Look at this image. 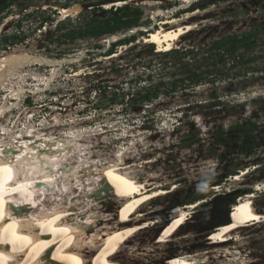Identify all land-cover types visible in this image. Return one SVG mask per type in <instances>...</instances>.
I'll return each instance as SVG.
<instances>
[{
  "label": "rangeland",
  "instance_id": "rangeland-1",
  "mask_svg": "<svg viewBox=\"0 0 264 264\" xmlns=\"http://www.w3.org/2000/svg\"><path fill=\"white\" fill-rule=\"evenodd\" d=\"M5 1L12 0H0V4ZM81 1L99 7L97 15L102 18L109 15L105 11L122 6H102L109 0H13L0 14V53L25 48L32 55L56 60L76 57L62 66L34 63L24 67L22 73L26 78L21 84L26 91L20 100L8 99V103L16 100L17 104L0 118L1 130L12 127L21 112L35 108L30 117L21 116L17 131L25 129L24 122L32 123L47 135L62 136L78 130L84 134V139L79 141L81 153L96 158L95 161L100 158L117 161L119 150L124 149L128 165H139L137 169L158 179L160 187L167 191L144 210L149 211L151 219H169L172 209L177 206L185 207L189 212V201L194 197L201 200L188 215L186 226L174 241L162 247L163 251H158V255L166 254L162 256L168 258L171 252L185 251L201 252L203 256L208 252L206 264H229L237 260V264H264V31L259 33L254 49L245 52L246 57L255 58L250 63L233 64L226 56L224 60L219 54L208 51L214 40L227 34H241L256 28L264 30V0H197L189 6H184L183 0H129L124 5L138 7L143 13L139 24L130 29L133 33L127 29L115 33L118 39L123 34L126 37L135 35L133 42L118 46L111 45L115 41L109 43L110 34L73 40L65 36L93 15L92 7L77 16H69L72 19L69 20L62 19L54 5L69 6ZM45 4L48 6L43 8ZM176 7L177 10L156 16L155 20L156 8ZM196 9L201 11H194ZM31 12L35 13L27 17ZM173 16L181 19L179 24L194 28L172 47L179 51L165 54L166 50H158L159 44L148 42L146 36L162 25L176 27L178 23L165 24ZM45 17L50 18L40 25ZM18 22H21L20 27ZM62 24L65 26L59 29ZM139 30L147 32L140 35ZM14 33L25 35L24 40L5 46L1 36ZM150 44H154L155 51ZM113 47L115 53L107 55ZM192 48L193 54L183 56ZM214 62L217 70L208 75L206 70L212 69ZM55 67L58 72L48 86L44 79L38 80L39 77L34 75L49 76ZM179 67L186 73L200 71L202 78L197 82L190 80L191 84L185 88L179 83L175 92L161 93L152 103H130L132 96L143 86L152 84L162 92L170 90L173 79L185 76L176 71ZM149 73L151 78L147 77ZM39 85L42 90L37 89ZM5 90H0V107L9 93ZM60 114L63 116L60 121L43 125L46 119L52 120ZM238 121L255 123L256 136L240 138L236 131H230L229 127ZM218 130L225 133L222 140L217 138ZM250 145L254 148L243 153ZM81 153L73 154L71 161L74 162ZM236 174L240 175L239 179L235 178ZM250 188L256 193L252 198L255 208L263 217L216 247L211 243L212 233L230 221L235 203L246 196ZM60 198L65 202L68 196ZM102 201L105 203L100 206L102 212L113 215L117 210L115 204L107 197ZM108 225L112 228L114 223ZM224 248L238 250L244 259L235 261L234 257H223L217 260V251ZM100 249L101 245L95 249L96 255ZM124 250L116 252L113 258L128 263L127 259L119 258ZM95 253L88 257L90 264L97 260Z\"/></svg>",
  "mask_w": 264,
  "mask_h": 264
},
{
  "label": "bare ground",
  "instance_id": "bare-ground-1",
  "mask_svg": "<svg viewBox=\"0 0 264 264\" xmlns=\"http://www.w3.org/2000/svg\"><path fill=\"white\" fill-rule=\"evenodd\" d=\"M195 1L182 2L184 6H189ZM128 2L109 0L103 2L102 6L111 8ZM46 6L48 4L43 8ZM54 7L65 19L77 16L93 5L81 1ZM175 10L177 7L168 10L156 8L154 18L156 20V16L168 15ZM180 21L175 16L168 18L165 24L178 25L172 28L162 25L150 31L146 36L147 41L159 44L158 50L172 49L181 36L194 28L193 25L179 24ZM117 40L118 35L109 36V43ZM68 57L63 60L46 58L32 55L25 48L0 53V90L9 91L0 107V118L17 104L16 100L8 103V99L15 97L20 100L26 91L21 84L26 78V74L22 73L24 67L34 63L62 66L76 58ZM57 72L58 68L55 67L49 76L34 75L39 77L38 80L44 79V84L48 86ZM37 89L42 90L41 86ZM34 112L35 108L23 111L12 127H3V131L0 128V264H90L88 257L100 245L94 264H166V259H169L167 264L207 263L205 258L208 252L203 256L201 252L193 254L185 251L171 252L168 258L161 252L158 255V251H163L164 245L174 241L186 226L188 215L201 204V200L187 205L190 213L185 207L177 206L172 209L171 218L151 219L149 211L144 210L155 198L167 192L160 187L158 179L137 169L139 165H128L124 149L119 150L117 161H103L102 158L95 161L96 158L85 156L79 144L84 134L78 130H71L62 136L47 135L32 123L24 122L25 129L17 131L21 116L30 117ZM62 117L60 114L52 120L46 119L43 125L58 122ZM78 153H81L80 156L72 162L73 154ZM235 178L239 179L240 175L236 174ZM63 195L65 199L68 196L65 202L60 198ZM255 196V192L248 193L235 203L230 221L221 224L212 233V244L216 247L223 245L235 232L255 224L263 217L255 208L252 200ZM106 197L117 209L113 215L108 216L100 209L105 205L101 199ZM104 220L106 222L100 226ZM111 223H114L112 228L108 225ZM150 228V232H143ZM89 248L91 250L87 251ZM123 249L126 250L119 254V258L127 259L128 263L113 258L116 252ZM217 253V260L244 257L232 248H224Z\"/></svg>",
  "mask_w": 264,
  "mask_h": 264
},
{
  "label": "trees",
  "instance_id": "trees-1",
  "mask_svg": "<svg viewBox=\"0 0 264 264\" xmlns=\"http://www.w3.org/2000/svg\"><path fill=\"white\" fill-rule=\"evenodd\" d=\"M12 2L13 0L5 1L2 4H0V14L4 12L6 9H8L9 6L12 4ZM63 6H68V5H63ZM98 8L99 7L92 8L91 12L93 15L81 26L73 27L72 29H70L65 34V36L73 40L75 38L96 37V36H102L105 34H113V33H117L125 29L130 30L139 24L141 17H142V13H143L142 10L138 7H131L130 5H122V6L116 7L114 10L110 9L109 11H105V12H109V15L102 18L101 16L97 15ZM189 10L192 11L193 8L189 7ZM35 12H38V10H36ZM35 12L28 13L27 17H30ZM49 18L50 17H45L40 22V25L44 21H48ZM67 18H69V20H72L71 17H67ZM17 26L20 27L21 22H18ZM64 26L65 24H62L61 26H59V29H62ZM263 29H264V25H263ZM261 31H264V30H260L256 28V29H251L250 31H247L241 34L239 33L227 34L221 37L220 39L214 40L208 47V51H210L211 54L212 53L215 55L219 54L222 59H224V57L226 56L229 62L233 61V64H241L244 62L250 63L253 60H255V58L253 56L246 57L245 52L249 53L250 51L254 49V47L256 46V39L259 36V33ZM145 32L147 31H143V30L138 31L140 35H144ZM19 34L20 33H14L11 35L5 34L1 36V41L3 44H5V46L15 45L19 41L22 42L25 38V35L20 36ZM134 38H135V35L133 34L125 38H120L119 40L113 42L111 45L118 46L122 44H129L134 41ZM149 46L155 51L154 44H150ZM179 50L180 49H171L170 51H165L167 52L165 54L179 51ZM113 53H115L114 47L109 49L106 52L107 55H111ZM193 53H194V48L187 49L183 53V56L186 57L187 55H190ZM214 64L215 66L212 69L206 70V73L208 75H213L215 71L217 70L216 62H214ZM176 71L184 73L185 76L173 79L171 82L170 90H167L166 92L164 91L162 92L157 88L156 85H152V84L143 86L142 89L136 92V95L132 96V98L130 99V103L131 104H142L144 102L152 103L161 95V93L168 95L170 93L175 92L178 88L179 83H182V86H184L185 88V85L188 86L189 84H191L192 80L197 82L200 78H202V75H203V73L200 71H193V72L186 73L185 71H182L180 67L177 68ZM147 77L151 78V73H149ZM185 80H188V83L183 84ZM229 128H230V131H236L238 134V137L240 138L256 136L255 134H256L257 125L255 123L254 124H247V123L244 124L238 121V122H235V124L231 125ZM240 129L243 131L241 132ZM224 137H225L224 131L218 130L217 131L218 140H222V138ZM253 148H254V145H250L248 148L243 149V153H248ZM252 190H253L252 188L248 189L247 193H252L253 192ZM197 200L198 198L194 197L193 199H191V201H189L190 202L189 204L194 203Z\"/></svg>",
  "mask_w": 264,
  "mask_h": 264
},
{
  "label": "water",
  "instance_id": "water-1",
  "mask_svg": "<svg viewBox=\"0 0 264 264\" xmlns=\"http://www.w3.org/2000/svg\"><path fill=\"white\" fill-rule=\"evenodd\" d=\"M94 6H96V5H94ZM94 6H93V7H94ZM130 31H131V30H130ZM131 32L133 33V31H131ZM113 34H115V33H113ZM110 35H111V34H110ZM125 37H126V35H124V34L120 36V38H125ZM110 38H111V37H110ZM118 40H119V39H118Z\"/></svg>",
  "mask_w": 264,
  "mask_h": 264
},
{
  "label": "flooded vegetation",
  "instance_id": "flooded-vegetation-1",
  "mask_svg": "<svg viewBox=\"0 0 264 264\" xmlns=\"http://www.w3.org/2000/svg\"><path fill=\"white\" fill-rule=\"evenodd\" d=\"M95 7H97V6H94V7H92V8H95Z\"/></svg>",
  "mask_w": 264,
  "mask_h": 264
}]
</instances>
